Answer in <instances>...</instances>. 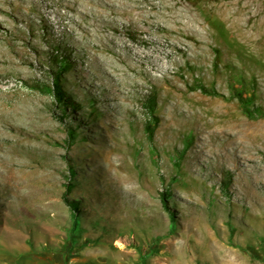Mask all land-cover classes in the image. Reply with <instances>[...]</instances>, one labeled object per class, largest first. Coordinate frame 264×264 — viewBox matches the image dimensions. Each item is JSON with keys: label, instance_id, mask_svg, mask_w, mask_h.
I'll list each match as a JSON object with an SVG mask.
<instances>
[{"label": "rangeland", "instance_id": "rangeland-1", "mask_svg": "<svg viewBox=\"0 0 264 264\" xmlns=\"http://www.w3.org/2000/svg\"><path fill=\"white\" fill-rule=\"evenodd\" d=\"M124 2L0 0V264H264V4Z\"/></svg>", "mask_w": 264, "mask_h": 264}, {"label": "bare ground", "instance_id": "bare-ground-1", "mask_svg": "<svg viewBox=\"0 0 264 264\" xmlns=\"http://www.w3.org/2000/svg\"><path fill=\"white\" fill-rule=\"evenodd\" d=\"M125 2V6H122L121 7V13H122V15L123 16H126V17H132L133 16V11H134V7H132V5H131V0H124ZM243 2H244V4L245 5H243L242 7H235L234 5H226L225 6V10H226V12H225V14L227 15V18L229 19V18H236L238 21H239V23H238V25H237V27H236V31L237 32H239V33H244V32H246V31H248V29L246 28V22L250 19V17H249V12L250 11H252V13H253V16L254 17H258V18H260V16H261V18H260V20L262 19V17H263V15H262V4H264V0H243ZM181 3V2H180ZM75 4V3H74ZM172 4V3H171ZM152 5H153V3H152ZM218 5H220L219 3H218ZM73 6V5H72ZM169 6H171V5H169ZM212 6V5H211ZM224 6V5H223ZM167 7V6H166ZM218 7V6H217ZM169 8V7H168ZM115 9V8H114ZM152 9V8H151ZM105 10V9H104ZM103 10V11H104ZM166 10V9H165ZM224 10V9H223ZM149 11V10H148ZM109 12L110 13H113L110 9H109ZM107 13V12H106ZM140 13V12H139ZM143 13V12H142ZM141 13V14H142ZM145 13V12H144ZM251 13V14H252ZM134 14H136V13H134ZM148 14V13H147ZM137 15H138V13H137ZM142 15H144V14H142ZM135 16V15H134ZM139 16H140V14H139ZM148 16H149V14H148ZM144 17V16H143ZM183 17V16H182ZM178 20H181V19H178ZM185 20V19H184ZM174 23V22H173ZM172 23V24H173ZM174 25V24H173ZM256 25H257V30L258 31H260V28L262 27V25H261V23L258 21V22H256ZM147 29H148V27H147ZM251 29V28H250ZM179 30V29H178ZM170 32V31H169ZM177 32V31H176ZM233 32V31H232ZM170 34V33H169ZM258 34H260V33H258ZM250 35V34H249ZM238 36V35H237ZM236 37V36H235ZM253 37V36H252ZM170 38H172V37H170ZM240 40V39H239ZM242 43V42H241ZM247 43V42H246ZM172 44V43H171ZM248 45V44H247ZM249 47V46H248ZM106 50V49H105ZM116 66V65H115ZM196 128V127H195ZM226 127H223L222 129H219V131H218V133H220V134H222L223 136L225 135L224 133H226L225 132V129ZM197 130L198 131H200L201 129L200 128H197ZM217 133V132H216ZM214 135H215V133H214ZM219 135H217V137H218ZM257 138V137H256ZM225 139H227V138H225ZM219 145V144H218ZM225 149V148H224ZM105 150H107V148L105 149ZM112 150V149H111ZM224 151V150H223ZM225 152V151H224ZM109 153H111V152H109ZM112 153H113V151H112ZM105 155H106V153H104ZM108 154V153H107ZM224 154V153H223ZM224 158L227 160V161H229V156H230V154H224ZM109 157V156H108ZM107 157V165H109V167L110 166H112V164H111V161L113 162V160H111L110 161V157L108 158ZM112 158V157H111ZM105 161V160H104ZM106 163V162H105ZM120 166V165H119ZM113 169V168H112ZM189 172H191L190 174H196L195 173V171H194V167L193 166H189ZM192 175V176H193ZM120 179V178H119ZM192 179H193V177H192Z\"/></svg>", "mask_w": 264, "mask_h": 264}, {"label": "trees", "instance_id": "trees-1", "mask_svg": "<svg viewBox=\"0 0 264 264\" xmlns=\"http://www.w3.org/2000/svg\"><path fill=\"white\" fill-rule=\"evenodd\" d=\"M57 62H58V64H60L61 69L67 68V61L65 59L61 58L60 62L59 61H57ZM58 75H59V73H56V75H54L52 77L51 88L48 86L39 87V88L42 89L44 92L51 93L52 96L54 97V99L56 100V102L58 104H60L63 111H65V108L67 106H70V108L72 110H75L76 109L75 105L71 102L70 98L65 93H63V91L61 89V85L59 83ZM197 86H198V89L204 94H208V95H212V96H218L219 95L215 90H206L202 85H199V84ZM238 97H239V100L241 102H243V99L241 98V96H238ZM154 100H155L154 95H151L147 99L148 104L146 106V109L151 116H153V112H154ZM246 112L250 115L249 111H246ZM64 115H65V112L62 113V116H64ZM146 129H147V132H148L149 137H150L152 134L150 126H147ZM67 137L70 140H73L75 138V131L71 126H69L67 128ZM72 172H73L72 169H70V171H69L70 176H73ZM69 189H70V187H66V191H69ZM63 200H64L65 204L67 205L68 209L70 210L71 215L74 219V216H75L76 211H77L76 204L73 201L68 200L66 195L63 196ZM162 200L164 201V194L162 195Z\"/></svg>", "mask_w": 264, "mask_h": 264}]
</instances>
